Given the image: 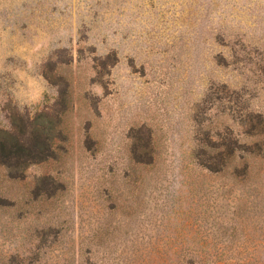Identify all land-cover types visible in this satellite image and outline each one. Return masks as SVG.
I'll list each match as a JSON object with an SVG mask.
<instances>
[{"label":"rangeland","instance_id":"374dc122","mask_svg":"<svg viewBox=\"0 0 264 264\" xmlns=\"http://www.w3.org/2000/svg\"><path fill=\"white\" fill-rule=\"evenodd\" d=\"M27 117L54 155L0 164V264H264V0H0Z\"/></svg>","mask_w":264,"mask_h":264},{"label":"trees","instance_id":"16d2710c","mask_svg":"<svg viewBox=\"0 0 264 264\" xmlns=\"http://www.w3.org/2000/svg\"><path fill=\"white\" fill-rule=\"evenodd\" d=\"M54 132V123L47 117L39 121L27 117L19 127L12 122L10 129L0 130V164L10 171L18 169L16 173H23L30 164L51 157L54 155L52 148ZM226 149L225 154L219 152L217 155L220 162L219 160L214 162L220 163V167L214 168L212 165L200 162L203 168L209 172H221L226 169L236 156V147L227 146ZM248 166V161H245L241 167L234 166V176L238 177L241 170L243 175H246Z\"/></svg>","mask_w":264,"mask_h":264}]
</instances>
